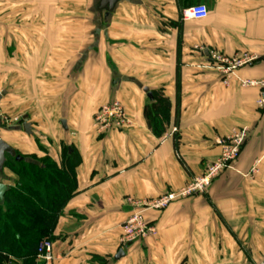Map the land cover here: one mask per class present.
<instances>
[{
    "label": "crops",
    "instance_id": "crops-1",
    "mask_svg": "<svg viewBox=\"0 0 264 264\" xmlns=\"http://www.w3.org/2000/svg\"><path fill=\"white\" fill-rule=\"evenodd\" d=\"M100 2L15 0L17 11L53 15L58 29L40 39L19 27L13 55L0 18V108L23 120L0 122V139L59 166L68 148L76 162L77 190L59 215L51 264H264V108L259 90L240 84L264 79V0H121L111 12ZM200 4L207 19H183ZM7 7L0 0V12ZM212 53L259 60L225 85ZM112 101L133 125L98 135L94 116ZM240 128L249 131L240 158L206 194L146 213L156 235L120 245L129 199L181 189L220 156L217 141ZM0 182L13 188L19 177L5 168Z\"/></svg>",
    "mask_w": 264,
    "mask_h": 264
},
{
    "label": "trees",
    "instance_id": "trees-1",
    "mask_svg": "<svg viewBox=\"0 0 264 264\" xmlns=\"http://www.w3.org/2000/svg\"><path fill=\"white\" fill-rule=\"evenodd\" d=\"M156 113L155 103L146 106L150 126ZM68 154L64 149L60 166L50 157H7L5 168L19 177V184L9 188L0 205V264H16L13 258L42 264L37 260L40 244L52 240L60 213L77 190L76 162Z\"/></svg>",
    "mask_w": 264,
    "mask_h": 264
},
{
    "label": "built area",
    "instance_id": "built-area-1",
    "mask_svg": "<svg viewBox=\"0 0 264 264\" xmlns=\"http://www.w3.org/2000/svg\"><path fill=\"white\" fill-rule=\"evenodd\" d=\"M209 15L206 5H195L183 12L184 20H205ZM259 58L251 53H240L234 57H227L220 53L211 54V62L216 65L224 77V84L229 85L232 76L241 68L252 66ZM243 88H255L259 90L257 105L264 108V79H245L240 82ZM22 117L10 118L0 111V122L2 124L20 123ZM133 125L123 104L119 101H112L103 105L94 116V129L98 135H104L112 130H124ZM249 131L245 128L234 129L229 137L219 139L218 145L221 147L220 156L207 165L204 173L189 181L184 187L177 191L166 193L155 199L134 200L129 199L133 212L123 223L120 237V245L125 247L138 241H144L156 235V226L146 219V213L150 211H164L173 203L187 199L196 195L206 194L211 184L235 161H237L243 151L248 138ZM0 174V181L1 175ZM0 184H2L0 182ZM4 185V184H3ZM55 244L50 239L41 242L37 260L42 264H51L56 259L54 256ZM17 264V263H16Z\"/></svg>",
    "mask_w": 264,
    "mask_h": 264
},
{
    "label": "rangeland",
    "instance_id": "rangeland-1",
    "mask_svg": "<svg viewBox=\"0 0 264 264\" xmlns=\"http://www.w3.org/2000/svg\"><path fill=\"white\" fill-rule=\"evenodd\" d=\"M14 5H15V0H8V7H7L6 13L0 12L1 19H4L2 17L5 16L6 39H8V50L10 47V50L8 51V53H10V55H13V51H14V45H13L14 40L13 39H16V34H18L19 27L21 28L22 26L26 28L29 27L26 29L27 30L26 34L31 35V31H32V35L40 39L41 38L47 39L49 35L51 36L57 35L56 32L58 28L54 26L55 24H53L54 22L52 20L53 15L48 16V12H45V11L44 12H33V13L17 11ZM47 26H49L48 29H47ZM11 79H13V76L11 77ZM0 111L5 116H8L12 119L16 117H21L18 115L10 116L4 113L1 108H0ZM12 124H17V123L13 122ZM12 124L10 123V125ZM4 126H9V125L5 124ZM39 139L40 140H38V142L42 145V147L47 148L49 146L48 140L44 139L42 136H40ZM20 262L21 261L19 260V262H16V263L21 264Z\"/></svg>",
    "mask_w": 264,
    "mask_h": 264
},
{
    "label": "water",
    "instance_id": "water-1",
    "mask_svg": "<svg viewBox=\"0 0 264 264\" xmlns=\"http://www.w3.org/2000/svg\"><path fill=\"white\" fill-rule=\"evenodd\" d=\"M121 0H101L100 2V9H106L108 11H113L115 6L120 2ZM145 92L147 93L148 97L153 100L154 96L151 92H149L148 89H145ZM63 128L67 130L66 122L62 121ZM23 131L31 135L32 134V126L29 123H25L23 125ZM14 157L17 161L21 160V155L17 154V151L10 146L8 143L0 139V174L4 171L7 157ZM9 190V188L6 185L0 184V205L4 204V198L6 192ZM124 256V251H120L117 258H121Z\"/></svg>",
    "mask_w": 264,
    "mask_h": 264
}]
</instances>
